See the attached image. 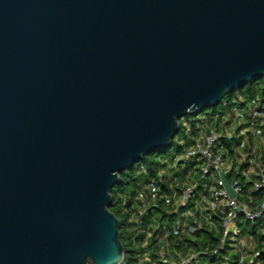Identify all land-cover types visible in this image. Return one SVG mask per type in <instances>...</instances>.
I'll use <instances>...</instances> for the list:
<instances>
[{"label":"water","instance_id":"water-1","mask_svg":"<svg viewBox=\"0 0 264 264\" xmlns=\"http://www.w3.org/2000/svg\"><path fill=\"white\" fill-rule=\"evenodd\" d=\"M260 76L264 0H0V264H120L119 173Z\"/></svg>","mask_w":264,"mask_h":264},{"label":"built area","instance_id":"built-area-1","mask_svg":"<svg viewBox=\"0 0 264 264\" xmlns=\"http://www.w3.org/2000/svg\"><path fill=\"white\" fill-rule=\"evenodd\" d=\"M232 114H235V118L231 117ZM229 117L233 120L227 119ZM258 126H261L259 131L264 132L262 101L251 102L246 107L240 105L237 99H232L230 104L227 101L222 102L215 112L201 111L197 116L186 115L182 118L183 134L191 136L194 132V136L191 138L192 143L183 148L181 157L176 158L172 168L184 174V181L181 177L170 174L168 164L166 169L160 170L149 179L133 199L132 204L136 211L129 217V223L134 225L136 238L144 234L143 239L134 247L135 264H190L197 254L183 255L170 243V235L179 239L183 235H193L201 228L202 220L214 225L213 217L219 214V222L223 227L222 248L229 235L232 238L240 232L237 224L239 215L250 222L264 215V200L251 208L237 198L241 193L240 179L233 178L230 181L236 192V196L231 198L219 177L220 172L226 176L225 170L229 167L227 159L231 155L236 157L239 147L254 146L249 141L244 143V139L249 140V135L255 137L254 130ZM226 139L232 143V154L225 146ZM178 142L183 145L184 139ZM256 147L255 151L248 149L243 157L254 156ZM178 160L181 162L177 163ZM234 173H238L237 169H234ZM244 176L251 181L252 189L264 191V166ZM147 209L153 215L142 225ZM165 219L167 222H164ZM217 252L218 249L210 251L212 254ZM257 256L258 252H255L253 257Z\"/></svg>","mask_w":264,"mask_h":264},{"label":"trees","instance_id":"trees-1","mask_svg":"<svg viewBox=\"0 0 264 264\" xmlns=\"http://www.w3.org/2000/svg\"><path fill=\"white\" fill-rule=\"evenodd\" d=\"M230 104L232 99H237L240 105H245L247 102L253 103L256 101L264 102V76L255 77L249 82L243 83L239 88L231 91L224 97ZM220 102L216 106H209L203 111H217L221 106ZM201 113H197L191 116H197ZM184 117V116H183ZM179 119V129L171 141V147L168 151L165 148L153 149L144 155L138 162L132 164L129 168L119 173L118 183L111 189V201L108 209L119 219V234L120 240L123 245L124 257L120 264H135L133 253L135 251V244L139 240L143 239L144 234H140V237L134 236V225L129 223V217L136 211L133 207V199L136 194L145 186L147 181L169 165H174L177 157H181L183 148L188 147L192 143L191 136H185L182 132L181 123L182 118ZM252 136H249L251 142ZM184 139L183 145L179 144V140ZM225 146L229 149L230 154L232 143L228 139L224 140ZM169 150L171 152L169 153ZM232 157V155H231ZM233 158V157H232ZM169 163H167V161ZM180 163L181 161H176ZM245 165L241 164L237 171L238 173L229 172L226 174V178L231 181L233 178L240 179L241 193L237 197L245 205L254 208L264 200V191L252 189V183L246 180V177L241 174V171ZM169 172L172 176L181 177L184 181V174L181 171L169 167ZM146 215L142 218V225L150 220L153 212L147 209ZM219 220V214L213 217L214 225H209L202 220V225L193 235H183L181 239L178 237L169 236V241L174 247L180 251L183 255L197 254L192 258L190 264H241L243 261L246 264H264V215L254 222H250L244 219L241 215L238 216L237 224L240 232L239 236L251 235L256 237V250L258 252L257 257H253V253L249 260H241L240 255L233 253L230 250V236L229 235L223 247L221 248V238L223 234V227ZM213 249H218L216 254L210 253Z\"/></svg>","mask_w":264,"mask_h":264},{"label":"rangeland","instance_id":"rangeland-1","mask_svg":"<svg viewBox=\"0 0 264 264\" xmlns=\"http://www.w3.org/2000/svg\"><path fill=\"white\" fill-rule=\"evenodd\" d=\"M227 101L226 99H222L220 102H224ZM246 107L249 105V102H247ZM235 114H232L231 117L235 118L234 116ZM232 118H227V119H231ZM224 121V120H223ZM236 124V123H235ZM234 127V124L232 125V128ZM258 128H261V126H258L256 128V130H254L255 132V139H256V143H257V152L254 155L252 153V157H264V132H260ZM248 138L244 139V143H248ZM169 148H165V151H168ZM248 149L251 151L252 149L255 151L254 146H250V147H239L238 151L236 152V157H243V154L246 153L248 151ZM171 152V150H169V153ZM242 154V155H241ZM258 164L260 163L257 160ZM237 163L239 164V160L237 159ZM261 165V164H260ZM239 197V196H238ZM208 208V205H207ZM209 209V208H208ZM208 209H206V211H208ZM220 221V219L218 220ZM164 222H167V219L164 220ZM230 250L233 253H237L240 255L241 260L245 259V260H249L251 258V255L257 251L256 250V237L251 236V235H243V236H239L237 234V236H234L232 238H230ZM241 264H246L244 261Z\"/></svg>","mask_w":264,"mask_h":264},{"label":"crops","instance_id":"crops-1","mask_svg":"<svg viewBox=\"0 0 264 264\" xmlns=\"http://www.w3.org/2000/svg\"><path fill=\"white\" fill-rule=\"evenodd\" d=\"M251 138H252V140H251V142L249 141V143H251V145H254V147L257 146L255 137L253 136ZM237 159L239 160V164L237 163ZM257 160L260 162L259 164H258ZM227 164L229 165V167L227 166L228 169L225 170V172H227V173H229V172L233 173L234 169L235 170L238 169V167L241 164H243L245 166L243 167L241 173L244 175H246V173L252 174V172H256V170H258L260 167L264 166V157H251V156H249V157H238V158L237 157H233V158L228 157ZM170 166L172 167V165H170ZM200 192H201V190H200Z\"/></svg>","mask_w":264,"mask_h":264}]
</instances>
